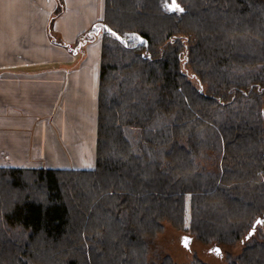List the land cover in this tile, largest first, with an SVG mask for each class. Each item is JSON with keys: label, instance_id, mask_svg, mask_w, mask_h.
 <instances>
[{"label": "trees", "instance_id": "obj_1", "mask_svg": "<svg viewBox=\"0 0 264 264\" xmlns=\"http://www.w3.org/2000/svg\"><path fill=\"white\" fill-rule=\"evenodd\" d=\"M98 34L95 165L0 167V264H178L147 258L164 221L233 243L256 217L227 264H264V0H104L55 41Z\"/></svg>", "mask_w": 264, "mask_h": 264}, {"label": "crops", "instance_id": "obj_2", "mask_svg": "<svg viewBox=\"0 0 264 264\" xmlns=\"http://www.w3.org/2000/svg\"><path fill=\"white\" fill-rule=\"evenodd\" d=\"M0 0V167L95 165L104 0Z\"/></svg>", "mask_w": 264, "mask_h": 264}, {"label": "rangeland", "instance_id": "obj_3", "mask_svg": "<svg viewBox=\"0 0 264 264\" xmlns=\"http://www.w3.org/2000/svg\"><path fill=\"white\" fill-rule=\"evenodd\" d=\"M192 81L195 85L197 84L194 79ZM15 194L18 195L17 192ZM255 219L251 222L250 227L242 233V237L233 243L218 242L216 240L202 242L191 233L178 229L172 226L171 223L164 221L162 231L156 234L149 244L147 258L151 261H158L159 255L168 254L178 264L189 263L193 258L199 259L205 264H227L228 257L235 256L243 250L247 233L248 235L253 234L249 231L254 230L258 225L256 224L253 227ZM260 225L259 235L261 236L262 233L264 234V222ZM185 236L190 238L187 240V245L182 242ZM216 246L219 247V250H216Z\"/></svg>", "mask_w": 264, "mask_h": 264}, {"label": "water", "instance_id": "obj_4", "mask_svg": "<svg viewBox=\"0 0 264 264\" xmlns=\"http://www.w3.org/2000/svg\"><path fill=\"white\" fill-rule=\"evenodd\" d=\"M176 4V3H175ZM180 7V6H179ZM181 8V7H180ZM262 221V218L261 217H258V218H256V220L254 221V223H253V227L258 223V222H261ZM253 232V229H251L250 231H249V233H252ZM188 239H190L189 237H184L183 238V240H182V242H183V244L184 245H187L188 243H187V240ZM216 250H219V247L218 246H216Z\"/></svg>", "mask_w": 264, "mask_h": 264}, {"label": "snow or ice", "instance_id": "obj_5", "mask_svg": "<svg viewBox=\"0 0 264 264\" xmlns=\"http://www.w3.org/2000/svg\"><path fill=\"white\" fill-rule=\"evenodd\" d=\"M171 7L174 8L175 10H177V11H183V9H181V8L179 7V5H178V4H175L174 2H173V4H172Z\"/></svg>", "mask_w": 264, "mask_h": 264}]
</instances>
